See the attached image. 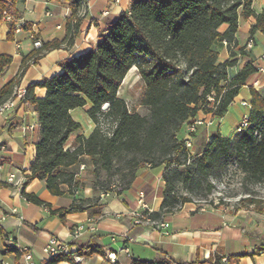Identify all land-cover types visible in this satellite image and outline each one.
<instances>
[{
	"label": "trees",
	"instance_id": "obj_1",
	"mask_svg": "<svg viewBox=\"0 0 264 264\" xmlns=\"http://www.w3.org/2000/svg\"><path fill=\"white\" fill-rule=\"evenodd\" d=\"M57 1L69 3L72 12L66 38L43 44L24 59L18 76L1 89L0 107L13 99L28 64L36 63L44 52L72 46L79 36L85 15L83 0ZM15 4L16 0H0V24ZM253 4L254 0H134L127 11L106 21L95 46L60 62L61 73L27 88L26 100L34 105L40 124L36 157L27 183L36 179L45 181L54 196H63L67 186L70 194L75 195L80 192V169L78 172L67 169L76 165L87 168L82 163L87 156L96 179L103 173L110 179L119 175L123 185L117 192L103 188L98 197L76 199L69 208L51 211L52 215L58 216L63 224L74 212H89L93 208L92 216L101 215V209L95 208L100 195L129 189L138 171L146 166L165 168L163 203L158 213L150 215L152 220H160L192 203L189 197H178L179 180L190 184V194L202 189L204 183L210 193L213 186L209 179L232 164L251 179L264 180V94L254 87H250L248 127L235 137L215 132L191 160L186 139L180 136L184 126L193 124L200 112L222 119L241 89L257 73L256 66L248 63L230 76L229 69L236 61L220 62L215 46L216 42H226L229 48L236 45L240 23L250 18L255 19L251 36L258 32L264 35V9L256 12ZM15 32V24L11 23L9 40L14 39ZM12 62L11 56L0 54V77ZM133 68L145 85L141 104L149 109L146 116L130 112L119 96ZM38 87L46 91L40 99L35 94ZM107 103L109 108L103 111ZM88 106L86 113L94 129L89 135L77 134L72 141L83 129L72 112ZM109 122L111 129L107 127ZM179 167H184V171ZM0 185L5 186L1 182ZM23 196L38 206L51 207L36 195L23 191ZM17 252L20 256L21 252ZM102 254L98 246L86 245L46 264H81L76 257ZM134 264L183 263L135 261Z\"/></svg>",
	"mask_w": 264,
	"mask_h": 264
},
{
	"label": "crops",
	"instance_id": "obj_2",
	"mask_svg": "<svg viewBox=\"0 0 264 264\" xmlns=\"http://www.w3.org/2000/svg\"><path fill=\"white\" fill-rule=\"evenodd\" d=\"M133 1L121 0L115 3L114 0H91L74 44L44 52L36 63H33V58L29 60L28 63L32 62L20 79V86L28 88L61 73L60 62L95 46L106 28V21L127 11ZM253 7L256 12L262 11L264 0H254ZM9 14L14 17V21L4 20L0 24V54L11 56L13 62L0 77V91L18 76L26 57L35 53L43 44L66 38L67 23L72 12L67 2L16 0ZM11 23L16 27L13 40L8 39ZM254 24V18L240 23L237 44L233 47L229 48L226 42L215 44L220 62L236 61L235 66L229 69L230 76H235L248 63H253L256 67L262 64L260 59L264 55V35L258 32L251 36ZM250 39L254 40V45L248 49L246 46ZM37 42L41 43L40 48L36 47ZM233 50L238 55L233 56ZM256 82L257 87H254ZM250 87L257 91L264 88V74L256 73L252 76L234 103L243 99L245 96L242 91H250ZM45 93V89L39 87L35 90L39 99ZM88 108L89 106L85 109ZM75 111L72 115L77 121ZM198 118H207L212 123L214 121L211 115L202 112ZM93 129L92 123V131ZM183 129L185 135L181 136L180 133V136L186 139L187 125ZM202 129L208 130L209 141L214 132L210 127ZM80 133L85 134L82 129L74 135L72 141ZM197 135L200 136L201 133ZM39 136L40 124L34 105L18 103L10 109L0 111V182L5 184L0 185V229L3 231L0 235V264H25L20 251L22 248L30 250L33 264H46L49 258L44 254V249L53 238L63 241L72 253L86 245H96L101 249L102 255L76 259L81 264H112L105 258L109 253L118 256L116 264H134L135 261L264 264V231L245 212L232 213L221 208H205L190 203L174 214L152 220L150 215L158 213L163 203V166L141 168L127 190L102 193L98 206L95 207L97 210L101 209V215L92 216L90 211L93 208L89 212H74L67 216V223L63 224L51 211L69 208L74 200L90 199L94 194L83 195L78 192L72 195L68 187L64 186L66 193L54 196L48 191L45 181L36 179L27 183L36 157ZM82 163L93 167L87 156ZM79 169V165H76L67 171L78 172ZM11 175H15L13 183L8 181ZM23 191L36 195L51 207L28 202ZM141 195L144 197L141 198ZM17 251L21 252L20 256Z\"/></svg>",
	"mask_w": 264,
	"mask_h": 264
},
{
	"label": "rangeland",
	"instance_id": "obj_3",
	"mask_svg": "<svg viewBox=\"0 0 264 264\" xmlns=\"http://www.w3.org/2000/svg\"><path fill=\"white\" fill-rule=\"evenodd\" d=\"M233 56L238 55V52L232 51ZM264 94V88L259 90ZM145 92V85L141 80L137 70H133L128 74L124 80L119 96L124 99L127 106L132 113H139L143 116L149 114V109L142 106L141 100ZM242 94L245 96L243 99L237 100L230 107L228 113L222 119H214L213 123L209 119L198 118L202 120L203 125L197 127L196 139L193 142V147L190 150L191 160L197 157L198 152L203 148L205 143L208 142V130L202 127H210L212 132H220L224 137H235L239 132L238 128L242 125L243 121L249 117L250 106V91L244 90ZM243 101L248 104L244 105ZM87 109H77L74 117L81 123L83 131L86 135L92 132V121L86 113ZM212 116V115H211ZM213 117V116H212ZM212 125V126H211ZM111 123L107 124L108 129H111ZM201 128L200 130H198ZM201 133L200 136L197 134ZM185 135L184 129L181 136ZM198 136V137H197ZM187 139V138H186ZM190 160V161H191ZM184 171V167L178 168ZM93 167L85 168L79 171L78 181L80 182L79 191L83 195L85 193L94 194V197L99 196L100 189L108 188L113 192L120 191L122 188V181L119 175H115L111 179L105 173L101 175L100 179H96L93 175ZM110 182L107 185V182ZM213 188L210 193L207 192L208 184L204 183L202 189L197 190L195 193L190 194V184H186L183 180L176 183L178 197H189L192 203L205 208H221L229 212H245L246 215L252 217L264 231V180L258 181L246 176L235 164L228 166L220 171L216 177H211L208 181ZM253 199L255 204L248 202Z\"/></svg>",
	"mask_w": 264,
	"mask_h": 264
},
{
	"label": "built area",
	"instance_id": "obj_4",
	"mask_svg": "<svg viewBox=\"0 0 264 264\" xmlns=\"http://www.w3.org/2000/svg\"><path fill=\"white\" fill-rule=\"evenodd\" d=\"M91 0H83V14L86 13L87 8L89 6ZM115 3H119L121 0H114ZM5 20L9 21V22H13L14 21V17L11 16L9 13H5ZM17 30H19V27L17 28ZM254 45V40L250 39L247 43V48L251 49ZM260 61L262 62V64H258L257 65V73L258 74H264V55H262ZM257 82L254 83V87H257ZM256 89V88H255ZM28 91L27 88L22 87V86H18L15 90V94L13 99H11L9 102H7L5 105H3L2 107H0V111H4L7 109H10L12 107H14L16 104L18 103H23L25 105H29L30 103L26 100ZM244 105H247L248 103L246 101H243ZM203 125L202 120H196L193 124L188 126V137L186 139V146L191 149L193 147V142L195 140V136L194 134L197 132V127ZM248 127V118H246L242 125L238 128V132L243 131L244 129H246ZM85 165H82L80 167V171L85 170ZM15 179V175H11L8 179V181L10 183H13ZM144 196L141 195V198H143ZM168 226V225H165ZM80 229H83L82 227ZM92 229H94V227H92ZM22 252V258L25 261V264H33V257L32 254L30 252V250L28 248H22L20 250ZM70 253V250L68 248V246L63 242L60 241L59 239L53 238L51 239V241L49 242V244L45 247L44 249V254L49 258V260H51L52 258L62 255V254H68ZM106 260H108L110 263L112 264H116L118 261V256L115 253H109L108 255H106ZM77 260H79V257H76Z\"/></svg>",
	"mask_w": 264,
	"mask_h": 264
},
{
	"label": "water",
	"instance_id": "obj_5",
	"mask_svg": "<svg viewBox=\"0 0 264 264\" xmlns=\"http://www.w3.org/2000/svg\"><path fill=\"white\" fill-rule=\"evenodd\" d=\"M36 47L40 48V47H41V43L37 42V43H36ZM108 108H109V104L107 103V104H105V105L103 106L102 110H103V111H107Z\"/></svg>",
	"mask_w": 264,
	"mask_h": 264
}]
</instances>
